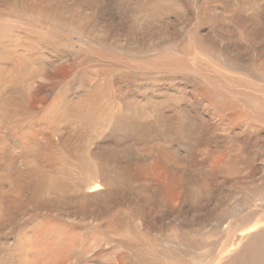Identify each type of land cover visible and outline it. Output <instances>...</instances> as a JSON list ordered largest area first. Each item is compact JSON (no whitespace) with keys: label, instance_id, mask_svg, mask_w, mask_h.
<instances>
[{"label":"rangeland","instance_id":"1","mask_svg":"<svg viewBox=\"0 0 264 264\" xmlns=\"http://www.w3.org/2000/svg\"><path fill=\"white\" fill-rule=\"evenodd\" d=\"M56 93L51 112L69 119L52 124ZM94 155L116 182L86 204L75 190ZM11 191L22 204L0 214V264L241 262L233 243L264 227V0H0ZM47 217L84 228L65 257L32 246Z\"/></svg>","mask_w":264,"mask_h":264},{"label":"bare ground","instance_id":"2","mask_svg":"<svg viewBox=\"0 0 264 264\" xmlns=\"http://www.w3.org/2000/svg\"><path fill=\"white\" fill-rule=\"evenodd\" d=\"M28 60H27V57H20L18 59V62L19 63H26ZM43 79V78H42ZM59 94L56 93L55 97H54V100L51 104H49L48 106H45V111H49V113H45L48 115V119L46 121H50L52 124H54V122H64L63 121V117L68 120L69 119V112H64L62 113V115H59V116H56L54 114V112H51L52 110L53 111H57V106L54 105V102L58 103L60 100H59ZM160 103V102H159ZM53 104V105H52ZM148 104H151L150 107L153 109V112H154V121L156 123H159V117L157 116V105L158 103H156V101H149ZM56 106V107H55ZM135 108V107H134ZM32 110V109H30ZM146 110V106L144 107V109L140 112V115L142 116V118H145V116L147 115V112L145 111ZM134 111V110H133ZM249 114V113H248ZM32 117V116H31ZM256 117V115H255ZM47 118V117H46ZM40 119V118H39ZM42 121V119H40ZM44 121V120H43ZM256 123V122H254ZM253 123V124H254ZM129 124V123H128ZM258 124V123H256ZM126 125V124H125ZM255 125V124H254ZM132 126V125H131ZM260 126V125H259ZM127 127V126H126ZM49 128V127H48ZM53 127H51L52 129ZM132 128V127H131ZM130 128V129H131ZM138 128V127H137ZM158 130V126L154 125V126H139L138 129H134L132 130V134L135 135V134H142V133H146V136L147 138L152 136V133L154 130ZM55 130V128H53ZM52 129V130H53ZM129 129V131H130ZM46 130V129H45ZM156 130V131H157ZM159 131V130H158ZM161 131V130H160ZM48 132V131H46ZM49 133V132H48ZM54 134L57 133L56 132H53ZM27 134V132H26ZM43 134V133H42ZM151 134V135H150ZM39 136V135H38ZM43 136V135H42ZM59 136V135H58ZM34 138V137H33ZM59 141V140H58ZM58 141H56L55 139V142H54V145L52 146V143H51V146L52 148H56V150L61 147L62 145L64 144H61V141L60 143H57ZM148 141H152V140H149ZM50 142V141H49ZM64 143V142H63ZM61 150V148H59ZM62 151V150H61ZM94 164H95V168H91L93 170L92 171V182H90L88 185H84V186H80L79 188H77L75 190V194L80 198V200H90V198H93L95 196H105L107 195L112 189L113 187V182H116V181H113V176L111 175V170H107L104 166L101 165L100 161H99V157H97V155H94ZM172 157V156H171ZM49 159V158H48ZM165 159V158H164ZM2 161V160H1ZM169 162V160H167ZM93 164V163H92ZM222 169V168H221ZM42 171V170H41ZM42 174V173H41ZM52 174V173H51ZM50 175V174H49ZM57 174L54 175V177H56ZM51 176V175H50ZM58 176V175H57ZM91 176V175H90ZM46 177V176H45ZM52 177V176H51ZM54 177H52V179H54ZM20 179L22 178L21 175L19 177ZM37 178V177H36ZM90 179V178H89ZM117 180V179H116ZM88 181V180H87ZM87 183V182H86ZM46 185V184H45ZM54 185V184H53ZM58 185H60L58 183ZM253 186V185H252ZM115 187V186H114ZM105 189V193H97L99 192L100 190H104ZM111 189V190H110ZM12 190V188H11ZM51 190V188H50ZM59 194L58 195H61V197H64V196H67L69 195V192L61 187V186H58L56 189H55ZM12 192V191H11ZM45 192V191H44ZM49 193H51L49 190H48ZM49 193L47 194V196L49 197ZM54 193V192H53ZM94 193H97L99 195H92ZM51 195V194H50ZM110 195V194H109ZM4 196V195H3ZM46 196V197H47ZM247 196V195H246ZM9 197V198H8ZM97 197V199L99 198ZM69 198V196H68ZM65 199V198H64ZM249 199V198H248ZM48 200V199H47ZM55 200V199H54ZM67 200V199H65ZM63 201V200H62ZM249 201V200H248ZM83 203V202H82ZM86 203V201H85ZM254 203V202H253ZM22 204V199H21V195H15L13 194L12 192V196H4V197H1L0 196V214H2V216H10L12 215L14 212H16V210L18 209L17 207H20V205ZM51 204V203H50ZM87 204V203H86ZM86 206V205H85ZM79 207V206H78ZM23 208V207H21ZM49 208H52V207H49L48 206V209ZM19 211V209H18ZM48 211V210H46ZM50 211V209H49ZM248 214V213H247ZM80 215V214H79ZM86 215V214H85ZM84 215V216H85ZM243 215V214H242ZM1 219V218H0ZM90 219V218H88ZM42 222V220H41ZM44 224H43V228H45V226H48L50 225L49 228L46 229V232L44 231V229L41 227L40 230H38V232L36 234H34V243L32 246H44L49 252L50 254L52 255H55L57 257H65L66 255H68V252L69 254L72 253L73 249L71 250V245H76V244H73V241H76L77 239H74V240H70L68 238H71L72 236H74L73 233L75 234H80V233H84V228L82 227L80 230L81 231H78V229H76V227L74 226L75 222H73L72 224L70 223H64L63 221L60 220L57 221L56 219L54 218H49L47 217L44 221ZM78 222V221H76ZM95 222V221H94ZM80 224H85V222L83 221H80ZM90 224V223H89ZM121 224V223H120ZM227 224V223H226ZM4 225V223L2 221H0V227H2ZM118 225V224H117ZM68 226L70 227L68 229ZM91 226V225H90ZM259 225L258 224H254V228H257ZM263 226V225H262ZM94 227V226H93ZM118 227V226H117ZM90 228V227H88ZM64 229L65 231V234H60V232ZM87 229V228H85ZM36 230V231H37ZM88 230V229H87ZM93 230V229H92ZM91 230V231H92ZM35 231V232H36ZM89 231V230H88ZM87 231V232H88ZM95 231V230H94ZM34 232V233H35ZM89 233V232H88ZM96 233V232H95ZM86 234V233H84ZM83 234V235H84ZM253 234V233H252ZM252 234H249V235H244L242 237H239L235 240V242L233 243V245L236 244V246H238L239 250H246L244 255H243V259L240 260L241 262L239 261H229L227 260L228 262L227 263H224V264H264V227L263 228H260L258 230H256L255 232V235H252ZM69 235V236H68ZM89 235V234H88ZM96 235V234H95ZM81 236V234H80ZM138 237V236H137ZM78 238V237H77ZM83 238V237H82ZM81 238V239H82ZM33 239V238H32ZM80 239V238H78ZM85 240H79L81 241L82 244L84 245H88L90 244L91 242H88L87 241V236H85ZM135 239V238H134ZM72 241V243H71ZM85 241V242H84ZM136 241V240H135ZM139 241V240H138ZM142 241V240H141ZM241 241V242H239ZM84 242V243H83ZM134 242V241H133ZM242 242L244 243L242 245ZM77 243V241H76ZM135 243H138V242H135ZM140 243V242H139ZM138 243V244H139ZM94 245H96L97 243H93ZM145 244V243H144ZM141 245V244H140ZM99 246V245H98ZM143 246V245H141ZM148 246V245H147ZM73 248V247H72ZM94 248V247H93ZM138 248H139V245H138ZM137 248V249H138ZM149 248V247H148ZM155 248V247H154ZM140 250V249H139ZM231 250V248H230ZM92 251V250H91ZM138 251V250H137ZM140 251H138L139 253ZM160 253V252H159ZM236 257H239L241 255V252L237 251L236 250ZM142 254V253H141ZM147 254H145L144 256L140 257L141 259L145 258ZM72 256V255H71ZM70 256V257H71ZM140 256V255H139ZM230 256V255H229ZM232 256V255H231ZM69 257V259H71ZM73 257V256H72ZM224 257V256H223ZM227 259H230V258H227ZM236 260V258H235ZM142 264H155L153 261L152 262H147V259L144 260V262Z\"/></svg>","mask_w":264,"mask_h":264}]
</instances>
